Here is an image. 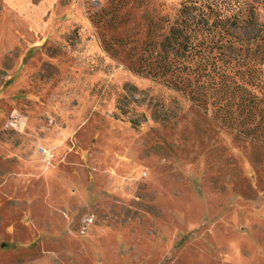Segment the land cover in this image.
<instances>
[{
    "label": "rangeland",
    "instance_id": "obj_1",
    "mask_svg": "<svg viewBox=\"0 0 264 264\" xmlns=\"http://www.w3.org/2000/svg\"><path fill=\"white\" fill-rule=\"evenodd\" d=\"M184 2L0 0V264H264V52L171 90L146 62Z\"/></svg>",
    "mask_w": 264,
    "mask_h": 264
},
{
    "label": "trees",
    "instance_id": "obj_2",
    "mask_svg": "<svg viewBox=\"0 0 264 264\" xmlns=\"http://www.w3.org/2000/svg\"><path fill=\"white\" fill-rule=\"evenodd\" d=\"M241 23L256 34L246 39L237 37L233 30L241 29ZM161 46L163 57L154 62L148 59V73L166 79L171 90L188 95L191 101L209 104L213 93L227 86L217 80L215 71L208 72L209 61L214 59L212 53L236 58L238 52L251 46H255L254 55L263 53L264 24L257 21L255 5L245 0H185ZM174 51L185 59H171ZM224 100L214 115L228 126L234 121V102Z\"/></svg>",
    "mask_w": 264,
    "mask_h": 264
}]
</instances>
